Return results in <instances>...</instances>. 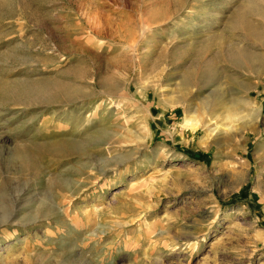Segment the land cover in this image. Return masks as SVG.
Listing matches in <instances>:
<instances>
[{"label":"rangeland","instance_id":"1","mask_svg":"<svg viewBox=\"0 0 264 264\" xmlns=\"http://www.w3.org/2000/svg\"><path fill=\"white\" fill-rule=\"evenodd\" d=\"M0 264H264V0H0Z\"/></svg>","mask_w":264,"mask_h":264},{"label":"bare ground","instance_id":"2","mask_svg":"<svg viewBox=\"0 0 264 264\" xmlns=\"http://www.w3.org/2000/svg\"><path fill=\"white\" fill-rule=\"evenodd\" d=\"M190 102V101H189ZM188 101H184V110H185V112H186V116L184 117L185 119H184V125H187L191 130H198V129H200V128H204V127H207V126H209V121L212 119H210L209 121L207 120H204V121H201V120H198V119H195V118H193L192 116H193V113L195 112V110H194V112H193V108L191 107V102L189 103ZM233 103V102H232ZM234 105H232L233 106V109H234V106H235V108H236V106H237V108L236 109H238L239 111H241L240 109H245L246 107H249V106H251V103L249 102V101H247V100H239L238 99V101L236 102H234L233 103ZM182 105V104H181ZM232 106H231V108H232ZM194 107V106H193ZM195 109V108H194ZM242 112V111H241ZM195 114V113H194ZM209 119V118H208ZM64 128V127H63ZM187 128V127H186ZM125 135H123V137H124ZM4 216V215H3ZM122 224V223H121Z\"/></svg>","mask_w":264,"mask_h":264}]
</instances>
